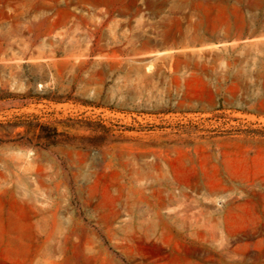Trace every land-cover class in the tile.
Masks as SVG:
<instances>
[{"label":"rangeland","instance_id":"obj_1","mask_svg":"<svg viewBox=\"0 0 264 264\" xmlns=\"http://www.w3.org/2000/svg\"><path fill=\"white\" fill-rule=\"evenodd\" d=\"M113 261L264 264V0H0V264Z\"/></svg>","mask_w":264,"mask_h":264},{"label":"bare ground","instance_id":"obj_2","mask_svg":"<svg viewBox=\"0 0 264 264\" xmlns=\"http://www.w3.org/2000/svg\"><path fill=\"white\" fill-rule=\"evenodd\" d=\"M131 234V233H130ZM79 250V255H90V256H94L95 252L93 248V244L92 243H84V244H79L78 247ZM112 264H117V262L113 261Z\"/></svg>","mask_w":264,"mask_h":264}]
</instances>
